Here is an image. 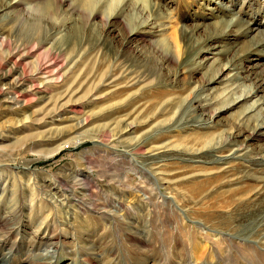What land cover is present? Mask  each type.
<instances>
[{
  "label": "rangeland",
  "instance_id": "374dc122",
  "mask_svg": "<svg viewBox=\"0 0 264 264\" xmlns=\"http://www.w3.org/2000/svg\"><path fill=\"white\" fill-rule=\"evenodd\" d=\"M252 18L255 33L211 39L221 25ZM37 19L47 45L24 43ZM1 31L10 40L1 59L26 51L28 69L57 62L61 78L26 105L0 104V179L15 187L0 204V264H264V208L252 211L253 186L227 182L245 166L264 177L256 165L264 137L254 134L264 117V51L246 57L264 32V0H28L0 13ZM194 96V114L212 116L203 125L192 123ZM45 98L62 105L53 123L44 117ZM85 119L88 125L72 133ZM126 123H133L128 132ZM221 136L245 148L230 173L217 152L199 168L191 167V155L147 160L158 146L213 145ZM39 137L51 140L29 143ZM75 141L80 145L52 156ZM136 141L139 151L128 147ZM71 173L80 175L72 177L81 181L78 192L89 189L80 206L55 207L53 192L22 194ZM243 186L241 194L231 192ZM46 219L58 221L55 238L40 246Z\"/></svg>",
  "mask_w": 264,
  "mask_h": 264
},
{
  "label": "bare ground",
  "instance_id": "6f19581e",
  "mask_svg": "<svg viewBox=\"0 0 264 264\" xmlns=\"http://www.w3.org/2000/svg\"><path fill=\"white\" fill-rule=\"evenodd\" d=\"M26 1H28V0H17L16 2H8V0H0V13H4V12L9 13L10 10L16 9L20 5L26 3ZM256 21H257L256 18L244 19L240 22L237 20V22L235 24H233L232 23L233 20H231L228 23H225L224 25H221L220 27H218V30H216L211 35V39L214 41H216V40L221 41L223 39L224 40L229 39L231 41L232 39H235L237 37L248 36V35H250V33L256 31V29L252 28V25L254 23H256ZM35 22H36V24H33L34 27L26 35V39L24 40V43H32L33 41H39V39H40L42 45H47L48 40L45 39L46 35L43 34L44 28L41 27V25H42L40 23L41 19H37V21H35ZM50 43H51V40H50ZM9 45H10V40L6 37L5 32L1 31L0 32V55L4 54L6 49L9 50ZM52 45L54 46V45H56V43L52 44ZM53 46H51V48ZM29 51L32 52L31 50H29ZM263 51H264V32H261V35L259 37H257L256 41L254 43H252V45L250 46L248 52L246 53V57H248L249 53H250L249 55H253V54H257V53L261 54ZM27 57H28V55H26V51H24L19 56H15L14 54H10V56H5L4 59L0 58V86H1V84L8 86L6 91L0 89V97H1L0 98V104L3 103V104L14 105V104L23 103L24 105H26L29 101L34 100L35 99L34 97H36L37 94H40V92L45 93V91H48L49 89L56 88V86L58 84L56 82H60V78H61L60 70H59L60 65L57 62H55L53 64L46 65L42 62V60H40L36 63V65L32 69H28L29 65L23 64L24 59ZM36 80H38V81H36ZM36 82H40V83H36ZM259 84L261 85L260 88L264 87V75H261L259 77ZM115 86L116 85H114L113 87H115ZM10 94H12V96L7 97ZM246 99L247 98H244V100H246ZM240 100H241V98H240ZM45 101L47 103H46V108H45V112H44V115H45L44 117L47 118V116H50V119H52V123H53L54 118L58 117L61 114L62 105H59L60 103L54 104V102H52L51 99H47V98H45ZM189 101H190L189 107L193 111V116H191L192 117V123H195V125H196V123H199V125H203L200 123L209 122L212 116L209 117L206 114H200V115L194 114L196 111H198V109H200V105H198V103L200 102L198 96H194ZM236 101L238 102L239 100H236ZM171 106H172V104L167 105V107H171ZM54 122H57V121H54ZM21 123L25 124L26 122L21 121ZM84 125H88V119H85L81 122H78L74 126V128L71 130V132L73 133L74 131H78V130L82 129ZM124 126H125V128H123L122 131L128 132L133 128V123H126ZM165 128L167 130L172 129L171 127L170 128L165 127ZM263 131H264V117H262V119L260 118L258 120L257 125H256V131L254 132V134H255V136L264 137ZM231 136H227V137L221 136L220 141L218 142V140H216V142L213 145H212V143L214 140L211 141L210 139H207L206 141H202V139H200L199 141H197L194 144V148L180 149V148L172 146V145L158 146V147L153 149L151 154H148L150 156L147 158V160H149L151 162H157L166 156H171L172 154L173 155H180V156L191 155L193 157V160L190 162L194 163L191 167L199 168L200 165L206 164V161H205L206 157L210 156L211 153L217 152L220 155L218 157V160L221 162L220 165L224 164V169L222 166H219V169L221 168V169H223V171H229L227 173H230L231 170H233L235 167V166L234 167H231V166L236 165L237 163H241V160H243V153L242 152L245 151L244 150L245 148L243 149V147H240V145L239 146L237 145L238 141L234 140V138L233 139L230 138ZM3 138L4 137H0V140H2ZM76 139L77 138H75L74 140H76ZM28 140H30V139H28ZM42 140H44L45 142L50 141L51 137L50 138L39 137L36 139H32V140H30V142L29 141L28 142L31 143L34 141V143H38ZM123 141H127V140H123ZM101 142L102 141L100 139H97L95 141V144L102 146ZM210 143H211V145H210ZM141 144H142L141 141H136V142L131 143L128 147H130L132 150L137 149V151H139L143 147V146H141ZM78 145H80V144H78L77 141H75L73 144H70V145L66 144L61 149L59 148L57 150L58 152H55L52 156H54L58 153H61L62 151L66 150V149H69V148H72V147L78 146ZM134 151H136V150H134ZM260 151L261 152H257V153L261 154L263 152V150H261V149H260ZM131 154H133V153L131 152ZM263 154L259 157V159H258L259 162H256V165L259 168L264 166L262 164V163H264V155ZM148 155H141V157L148 156ZM39 156H40V159L44 160V161L52 157V156L50 157L49 155L44 156L43 154L39 155ZM162 163H164V162H162ZM154 164H156V163H154ZM4 167H6V166H4ZM159 167L163 168V166H159ZM255 172L251 171V169L248 166H245L244 170L242 172H240L237 176L232 177V178L227 180L228 183H232V184L240 183L243 185H251L254 187L253 191L250 193L251 194L250 195L251 200H252L251 201L252 211L260 210V209L264 208V177L256 175ZM176 174L177 173H175L174 175H176ZM75 175H76L75 176L76 178L78 176H80L78 174H75ZM171 175H173V174L167 173L166 175H164L162 177L163 182H165L166 184L171 183V181H168V179L166 178V176H171ZM196 176H199V175H196ZM72 177H74V176H72V173H71V174H68L67 176H61L60 175L57 178H55V181L48 182L46 180L45 181L40 180V182L39 181L37 182V185L35 186V188H33L29 185V186H27V188L22 190V192H23L22 194H24L25 190H31V189L34 191H35V189L40 191L41 196H42L43 192L47 193V194L48 193L51 194L53 192V196H57V199L53 203L55 205V207H60V206L62 207L64 205H66V206L68 205L71 207H73L74 205L80 206V205H82L81 203H85V201L88 197L87 193H88L89 189L83 186L82 188H79L80 192H78V186L80 185L79 182H81V181L76 183L75 182L76 178L74 177L75 179H73ZM83 178L85 180L89 179L90 174H89V176L83 175ZM3 183H5V185ZM1 185H3V186H1ZM14 188L15 187L12 185V179L11 178H10V180L8 178L2 179V181L0 179V192H1L0 204H1V201L3 198L5 199V198H8V197L14 195V191H15ZM243 188H245V186L237 188V189H232L231 192L233 191V193H235L236 195H239L242 193L241 190L244 191ZM68 190H73V191L75 190L77 192L76 198H70L69 196H66L65 193ZM73 196H74V194H73ZM73 202H76L77 204L76 203L73 204ZM50 204H52V203H50ZM24 210H26V206L22 205L21 213H23ZM33 210L34 209H32V211ZM258 218H260V213L258 214ZM56 222H58V221H56V220L48 221V219H46V221H44L43 225L40 226L39 232L43 236L39 238V241L37 242L38 245L42 246V245H45L47 243H50L51 240H54L55 235L50 236V233H51L52 227H55ZM39 223H40V221H39ZM130 226H131L130 227L131 229H134V230L138 229V226H136L133 223H130ZM19 228L20 227H18L16 229L13 228L11 230V233H13V234L16 233L15 235H18L20 233ZM3 239H4V237L0 234V244H2L1 248H4L6 246V243H5L6 240L3 241ZM33 239L35 241V237ZM59 241H60V239L57 242H59ZM51 263H52V261H50V264Z\"/></svg>",
  "mask_w": 264,
  "mask_h": 264
}]
</instances>
